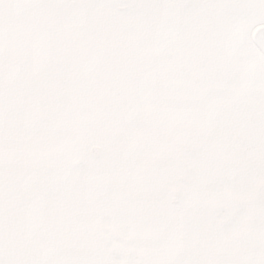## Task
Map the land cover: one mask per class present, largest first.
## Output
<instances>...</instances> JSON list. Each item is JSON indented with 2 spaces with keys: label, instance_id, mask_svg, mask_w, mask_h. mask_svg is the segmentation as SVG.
<instances>
[{
  "label": "snow or ice",
  "instance_id": "6c2138e0",
  "mask_svg": "<svg viewBox=\"0 0 264 264\" xmlns=\"http://www.w3.org/2000/svg\"><path fill=\"white\" fill-rule=\"evenodd\" d=\"M0 264H264V0H0Z\"/></svg>",
  "mask_w": 264,
  "mask_h": 264
}]
</instances>
